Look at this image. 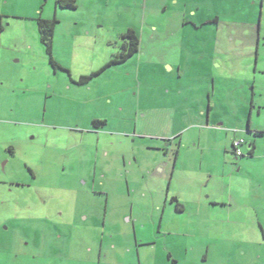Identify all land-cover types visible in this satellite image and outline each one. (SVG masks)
<instances>
[{"label":"rangeland","instance_id":"obj_1","mask_svg":"<svg viewBox=\"0 0 264 264\" xmlns=\"http://www.w3.org/2000/svg\"><path fill=\"white\" fill-rule=\"evenodd\" d=\"M56 2L0 0V264H264V136L245 133L250 113L264 132V0ZM52 18L57 67L38 30ZM128 29L138 53L106 67ZM167 103L186 132L183 161L198 133L183 114L213 105L227 132L198 154L196 176L212 175L200 212L193 200L177 214L176 178L165 205L153 187L152 204L130 168L158 157L153 176L169 179L176 146L165 155L167 143L140 134L170 130L151 110ZM235 135L255 144L254 159L247 146L235 158Z\"/></svg>","mask_w":264,"mask_h":264},{"label":"crops","instance_id":"obj_2","mask_svg":"<svg viewBox=\"0 0 264 264\" xmlns=\"http://www.w3.org/2000/svg\"><path fill=\"white\" fill-rule=\"evenodd\" d=\"M207 74V75H206ZM206 76H209V72H206ZM212 77V76H211ZM210 78V77H209ZM213 83L215 82L214 77H212ZM81 85H85L87 83V81H81ZM77 85H80V82L77 83ZM204 104V103H203ZM154 103H150V106H154ZM202 106V108L200 107L199 110L193 109V115L191 116L190 114L187 115L186 113L183 114V120L181 121V123H183L185 120L187 121H191L192 119L197 120L195 122L191 121L190 123H194V124H189L188 122V127L189 126H195L196 128L194 130H197V137L195 140L196 142L194 143L193 146H191L190 143H188L190 145L188 151L191 150V152L189 154H187L185 156L186 161L182 159V151L184 150V136L186 134V132H183V130L177 128V125L180 123L179 120L177 121V114H173V111L175 110L177 112V106L175 104H166L165 107H152L151 110L152 111H163V114L159 115V119L160 121H164L165 123H167L170 126V130L166 131L167 129H165L166 132H159L158 133H145L142 134L140 133L142 136H151L154 137L155 140L157 141H162L163 143H167L165 145V149L161 148V149H156L157 152H161L165 155H168L170 147H175L176 146V151H175V158H174V163L173 166L171 168V171L169 172V179L165 180L162 179V183L161 181H159V179H157L155 176H153L154 172H155V168L158 166H163L162 163H158L157 162V158L155 157L154 161L152 160L151 163L149 162L148 164L143 165L135 156L134 160L130 161V168H137L134 172V176L135 179H137V181H142L145 182V185L148 187H146L148 189V194L144 193L145 198L147 197V195L149 197H151L152 199V204H153V197L155 196V191H153V187H158V190L160 192V194L165 193L164 196V201L165 203L163 205L166 204V201L168 200V196H169V191L172 187V185L175 183H173V180L176 178V182L178 185L182 184L183 185V190L178 191V193L173 197L172 202L176 203V208L175 211L177 212V214H185L187 213V211L189 210V204H191V202L193 200H195V202H197L196 204H198V209L197 211H201L202 210V205H203V199L208 200L209 198H204L202 195H200V189L203 186H209L210 185V179H212V175L207 173L206 177L209 176V179H206V181H202L201 178L197 177L196 175L198 173L202 174L203 171V161L201 160L200 157V161L201 163L198 164L197 160L199 158V152L203 153L206 150L207 147V141L211 137H214L215 139L218 138V135H221L222 133H227L224 128H221V125H213V115L212 112L213 109L215 108L212 105L208 107V115L206 117V106L204 104L200 105ZM194 108V106H193ZM196 108V107H195ZM243 107H240V109H242ZM245 109V116H247L248 114V110L247 108ZM236 114V113H235ZM249 115V114H248ZM147 117V114L145 115ZM153 118H151L150 121H155V117L156 115H152ZM237 117V116H236ZM248 126L245 130L246 134H251L250 137H258V136H264V132L262 130H257V129H251V123L250 121L252 120V113H250L249 117H248ZM100 128V127H98ZM155 130V129H152ZM237 130H239V132L235 133V134H240L242 133L243 130V125L241 123V121L239 120V126L237 127ZM212 133V134H211ZM229 133V132H228ZM254 135V136H253ZM231 136V135H230ZM229 134H225V138L228 141L227 144H225L224 149L220 148L219 150H221L222 152L228 153V147L230 145V139H229ZM199 138V141H198ZM237 138L236 135L234 136V139ZM246 143H247V150L253 149V155L252 156H248L250 157V159H254L255 158V144L253 142L248 143L247 139H245ZM223 146V145H222ZM208 148V147H207ZM183 149V150H182ZM248 152V151H247ZM182 159V162H181ZM241 159V158H240ZM179 160L181 162V166H179ZM226 162V161H225ZM189 164V165H188ZM167 165V164H166ZM166 169H168V166H166ZM196 165H200L199 168L196 167ZM235 165V168L237 166H240L239 163L238 165L236 164H232ZM227 162L224 163L223 166V170L221 171L222 175L225 176L226 174V168H227ZM105 167V166H103ZM243 170V168L241 169L240 166V170H238L239 172ZM246 173V175H249L248 171H244ZM234 173V172H233ZM94 180H96L97 178V168L94 171V175H93ZM101 184H103L104 179H105V175L104 173H102L101 176ZM141 185V184H140ZM160 185V186H158ZM165 186L167 187L166 191H165ZM208 203V202H207ZM216 205V203H215ZM154 206H156V208H159V205L157 204V202L154 204ZM132 211H133V206H132Z\"/></svg>","mask_w":264,"mask_h":264},{"label":"trees","instance_id":"obj_3","mask_svg":"<svg viewBox=\"0 0 264 264\" xmlns=\"http://www.w3.org/2000/svg\"><path fill=\"white\" fill-rule=\"evenodd\" d=\"M56 1H57L56 2L57 5H60L62 8H66L70 10L76 9L75 0H56ZM56 25H57L56 18L38 20V30H39V35H40V41L45 45L47 54L49 55V61L54 67H57V64L54 60L53 52H52L53 38H54ZM122 38L124 40L123 49L125 50V52H122L118 59L116 58V59L111 60L106 67L111 66L113 64L123 63L138 53V50L140 47V37L135 30L128 29L127 32L124 35H122ZM103 70L104 69H102L100 72H102ZM98 74L99 73L93 74V75L96 76ZM87 79L89 78H83V81H86ZM105 124H106L105 121L94 120L92 122V127L94 129H98L100 125H105ZM243 141H244V144L242 148L244 146H247L246 141L244 139ZM253 149L254 148L252 147V149L248 150V156L253 155V152H254ZM233 154L236 159H240L244 157L243 151H242V156H239V157L235 155L234 150H233Z\"/></svg>","mask_w":264,"mask_h":264},{"label":"built area","instance_id":"obj_4","mask_svg":"<svg viewBox=\"0 0 264 264\" xmlns=\"http://www.w3.org/2000/svg\"><path fill=\"white\" fill-rule=\"evenodd\" d=\"M244 144L243 139L237 138L232 142L233 150L236 156H242V146Z\"/></svg>","mask_w":264,"mask_h":264}]
</instances>
